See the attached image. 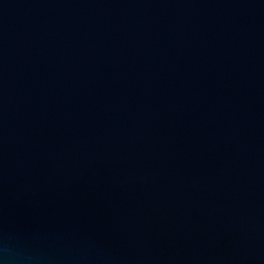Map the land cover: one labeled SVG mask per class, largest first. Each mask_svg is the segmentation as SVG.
I'll list each match as a JSON object with an SVG mask.
<instances>
[{
  "label": "water",
  "instance_id": "1",
  "mask_svg": "<svg viewBox=\"0 0 264 264\" xmlns=\"http://www.w3.org/2000/svg\"><path fill=\"white\" fill-rule=\"evenodd\" d=\"M0 264H264V0H0Z\"/></svg>",
  "mask_w": 264,
  "mask_h": 264
}]
</instances>
